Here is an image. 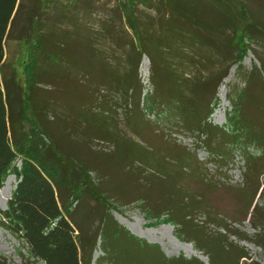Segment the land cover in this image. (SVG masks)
<instances>
[{
    "label": "rangeland",
    "instance_id": "374dc122",
    "mask_svg": "<svg viewBox=\"0 0 264 264\" xmlns=\"http://www.w3.org/2000/svg\"><path fill=\"white\" fill-rule=\"evenodd\" d=\"M125 1L50 0L47 6L41 4L40 16L31 20L38 31L21 33L17 28L4 43L15 84L24 90L30 86L31 104L40 109V121L52 129L56 147L70 149L82 164L93 159L100 162L102 173L89 176L108 192L105 196L111 217L131 236L157 246L168 259L181 257L209 264L207 249L196 244L195 231L166 223L165 218L157 220L137 196L128 197L135 188L132 176L125 171L129 165L149 172L156 185L151 190L152 201L159 203L160 194L164 197L174 184L180 189L175 199L183 192L185 197L192 195L207 205L190 213L192 228L215 236L225 233L219 225L226 226L237 235L228 242L237 243L247 257L240 264H264V248L256 245L261 228H252L249 220L253 206L264 205V170H259L260 189L255 196L245 195L243 190L244 155L258 157L259 151L249 145L243 151L239 147L231 150L229 157L210 154L205 131L187 128L180 117L165 114V108H173L191 122L200 117L206 101L207 122L223 129L231 109L228 98H236L248 87L237 72L258 74L242 97V115L258 129L257 134L264 135V0H234L235 4L225 0H133L134 19L148 55L139 59L133 33L120 9ZM22 4L26 8L28 0ZM244 23L251 25L250 33L240 30ZM42 34L46 36L44 47L42 52L31 54L36 67L33 80L25 87L29 49ZM241 35L249 50L239 69L237 38ZM142 57L145 74L140 72ZM226 78L220 94L219 86ZM155 94L165 108L146 100L147 96L155 99ZM28 118L38 119L34 115ZM181 152L187 156L182 157ZM14 164L21 166L19 160ZM7 178L11 179V191L4 204L0 201L1 211L7 208L17 183L9 172L2 187ZM95 207V200L86 195L76 219L85 217L94 228ZM209 210L218 222L208 216ZM125 224L150 240L130 232ZM2 225L0 219V260L43 264L31 259L25 244ZM119 240L124 260L148 264L149 250L145 252L127 239ZM176 240L184 247L179 248ZM99 244L97 238L92 264L103 256ZM186 245H192L200 258ZM215 264L229 262L216 258Z\"/></svg>",
    "mask_w": 264,
    "mask_h": 264
},
{
    "label": "trees",
    "instance_id": "16d2710c",
    "mask_svg": "<svg viewBox=\"0 0 264 264\" xmlns=\"http://www.w3.org/2000/svg\"><path fill=\"white\" fill-rule=\"evenodd\" d=\"M49 1L28 0L25 8L22 4L23 0H0V77L3 86L0 89V188L9 172L17 180L6 203L7 208L4 211L0 210L2 226L25 244L31 259L43 264H92L97 238L100 239L99 247L103 256L96 261V264H139L123 259L118 247L120 238L138 244L145 252L149 250L148 264H202L197 259L186 260L181 257L168 259L159 252L157 246L144 243L117 225L110 215V204L106 201L105 194L108 192L103 191L100 185L94 184L89 176L90 173H102L100 162L93 159L87 164H82L78 158L70 154V149L58 148L53 144L50 135L52 129L40 121L38 112L40 109L31 104L33 93L30 86L27 87L31 83L30 80H33L32 71L36 67L35 57L31 54L35 51L42 52L45 35L42 34L40 39L38 37L33 49H29L30 59L25 86L28 89L24 90L20 85L15 84V72L7 63L8 57L3 59L4 54H7L3 49L4 43L17 28L21 33L23 30L36 33L38 27H34L31 20H36L40 16L41 4L47 6ZM217 1L236 3L234 0H213V2ZM120 9L133 33L136 56L139 59L142 54L147 55V53L146 44L142 41V34L139 33L134 19L133 0H126L121 4ZM241 11L244 16L245 12L242 8ZM249 26H251L249 23H244L240 30L250 33ZM86 41L88 42L87 38ZM237 45L239 53L236 58L240 69L249 45L244 43L242 35L237 38ZM5 69L7 70L4 71ZM237 73L241 79H245L248 87L240 91L236 98H228L231 109L227 114L226 127L223 129L211 126L207 122L209 116L204 114L206 101L200 117L187 122L178 111L165 108L156 94V100L151 96H147L146 100L150 105L156 101L160 103L159 105L168 109L165 112L167 117L172 118V114L180 117L185 127L205 131L208 136L206 145L210 154L229 157L231 150L239 147V150L243 151L244 148L253 145L254 149L259 151V155L258 157L244 155L243 174L245 195L249 194L253 197L260 189L259 170H264V135L257 134L258 129L243 117L242 97L248 90L252 77L257 76L258 79V74L249 73L246 76L243 72ZM30 115L38 119L31 121L28 118ZM72 128L75 126L73 125ZM180 155L187 156L183 152ZM17 160L21 164L20 167L14 164ZM155 167L158 168V164ZM125 171L132 176L135 186L128 197L137 196V200L145 204L147 212L157 220L165 218L166 223L195 231L196 244L207 249L209 264H215L216 258L229 264H240L242 259H247L237 243L228 242L229 237L237 235L231 234L226 226L219 225L218 227L225 233L218 232L215 236H207L198 227V229L191 227L188 220L190 213L207 207L206 203H201L192 195L187 198L183 192L178 199H175L177 190L180 189L174 184V189L168 190V194L164 193L166 200H163V193L160 192L161 200L156 203L151 200V190H154L156 185L148 177L149 172L133 168L131 165L127 166ZM145 173L146 175H143ZM86 195L96 203L93 215L97 219V224L94 228L90 226L91 220L85 217L76 219L82 210L83 197ZM207 213L218 222L219 219L214 212L209 210ZM247 216L246 213L244 221ZM249 220L252 228L257 229L260 226V233L256 235V245L264 248V205L260 207L254 205ZM238 240L244 241L242 238ZM0 264L7 263L0 260Z\"/></svg>",
    "mask_w": 264,
    "mask_h": 264
},
{
    "label": "bare ground",
    "instance_id": "6f19581e",
    "mask_svg": "<svg viewBox=\"0 0 264 264\" xmlns=\"http://www.w3.org/2000/svg\"><path fill=\"white\" fill-rule=\"evenodd\" d=\"M140 72L143 73V74H145V72H146V61H145L144 57H142V59H141ZM226 81H227V78L224 79L222 84L219 86L220 87L219 88V93L220 94H222L224 92V88L225 87L223 86V83L226 82ZM10 184H11V179L7 178V180L4 183V186L0 188V201L3 204L5 203V201L10 196V191H11V185ZM125 226L129 229L130 232H132V233H134V234H136L138 236L145 237L144 235L140 234L139 232H136L135 230L130 229L127 224H125ZM145 238L150 240L149 237H145ZM175 244L178 245L179 248L180 247H184V244L178 242L177 240H176ZM186 247H188V249L191 250V254L192 255H195V256L200 258V256L193 250L192 245H190V246L186 245Z\"/></svg>",
    "mask_w": 264,
    "mask_h": 264
},
{
    "label": "crops",
    "instance_id": "0c3cea01",
    "mask_svg": "<svg viewBox=\"0 0 264 264\" xmlns=\"http://www.w3.org/2000/svg\"><path fill=\"white\" fill-rule=\"evenodd\" d=\"M8 57V55L7 54H4V57H3V59H5V58H7ZM1 88H3V86H2V80H1V77H0V89Z\"/></svg>",
    "mask_w": 264,
    "mask_h": 264
}]
</instances>
